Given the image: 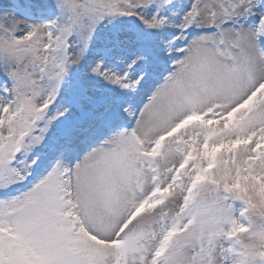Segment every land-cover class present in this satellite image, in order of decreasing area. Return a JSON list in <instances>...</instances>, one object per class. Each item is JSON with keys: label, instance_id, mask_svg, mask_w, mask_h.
<instances>
[{"label": "snow or ice", "instance_id": "1", "mask_svg": "<svg viewBox=\"0 0 264 264\" xmlns=\"http://www.w3.org/2000/svg\"><path fill=\"white\" fill-rule=\"evenodd\" d=\"M0 264H264V0L0 7Z\"/></svg>", "mask_w": 264, "mask_h": 264}, {"label": "rangeland", "instance_id": "2", "mask_svg": "<svg viewBox=\"0 0 264 264\" xmlns=\"http://www.w3.org/2000/svg\"><path fill=\"white\" fill-rule=\"evenodd\" d=\"M9 3V0H0V7L6 6Z\"/></svg>", "mask_w": 264, "mask_h": 264}]
</instances>
